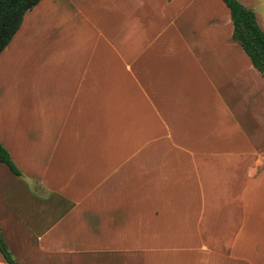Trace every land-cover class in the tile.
Segmentation results:
<instances>
[{
	"label": "crops",
	"instance_id": "crops-1",
	"mask_svg": "<svg viewBox=\"0 0 264 264\" xmlns=\"http://www.w3.org/2000/svg\"><path fill=\"white\" fill-rule=\"evenodd\" d=\"M239 2L264 31V0ZM233 33L224 0L25 15L0 55L18 264H264V77Z\"/></svg>",
	"mask_w": 264,
	"mask_h": 264
},
{
	"label": "trees",
	"instance_id": "trees-1",
	"mask_svg": "<svg viewBox=\"0 0 264 264\" xmlns=\"http://www.w3.org/2000/svg\"><path fill=\"white\" fill-rule=\"evenodd\" d=\"M41 0H0V55L20 30L25 15ZM234 25L233 39L246 51L254 67L264 77V31L258 24L256 13L243 6L239 0H224ZM0 163L16 175L20 171L14 165L8 150L0 143ZM0 253L7 264H18L9 251L0 230Z\"/></svg>",
	"mask_w": 264,
	"mask_h": 264
},
{
	"label": "rangeland",
	"instance_id": "rangeland-1",
	"mask_svg": "<svg viewBox=\"0 0 264 264\" xmlns=\"http://www.w3.org/2000/svg\"><path fill=\"white\" fill-rule=\"evenodd\" d=\"M263 8H264V6H263ZM262 12H264V9L262 10ZM262 24H264V23H262Z\"/></svg>",
	"mask_w": 264,
	"mask_h": 264
}]
</instances>
